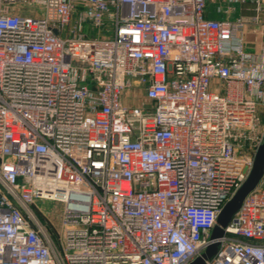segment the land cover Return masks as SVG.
I'll return each instance as SVG.
<instances>
[{
    "label": "built area",
    "instance_id": "2783aa9c",
    "mask_svg": "<svg viewBox=\"0 0 264 264\" xmlns=\"http://www.w3.org/2000/svg\"><path fill=\"white\" fill-rule=\"evenodd\" d=\"M211 1L0 0V264H264V173L212 238L264 135V0Z\"/></svg>",
    "mask_w": 264,
    "mask_h": 264
},
{
    "label": "rangeland",
    "instance_id": "374dc122",
    "mask_svg": "<svg viewBox=\"0 0 264 264\" xmlns=\"http://www.w3.org/2000/svg\"><path fill=\"white\" fill-rule=\"evenodd\" d=\"M224 2H226L224 0ZM231 4L234 7V10L231 14L232 18H235L239 15H243L246 17L248 20L251 18V16L254 15V6L256 5L255 3L252 2H231ZM251 7V8H250ZM245 8H248L247 11ZM40 13L43 12L42 8H38ZM264 22V18H262V23ZM91 28L90 24H85L84 25V31L88 32L89 29ZM112 25L109 21L105 22V25L103 26V35L104 36H109L111 31ZM254 28V29H253ZM256 26L253 25V23H249L248 25V43L249 46L255 47V49L258 47V44L255 40V35L250 33L255 30ZM105 29H109V31H106ZM256 31V30H255ZM98 32V28L95 29V33ZM256 37H261L260 33L257 32ZM264 38V37H263ZM260 40V39H259ZM254 41V42H253ZM259 42V41H258ZM260 47V46H259ZM257 48L256 50H258ZM64 204L61 202H56V201H49V200H38L34 205L32 206V209L34 213L36 214L38 221L48 230L50 233L55 236L58 230V227L60 226L61 222V217L64 211Z\"/></svg>",
    "mask_w": 264,
    "mask_h": 264
},
{
    "label": "water",
    "instance_id": "95a60500",
    "mask_svg": "<svg viewBox=\"0 0 264 264\" xmlns=\"http://www.w3.org/2000/svg\"><path fill=\"white\" fill-rule=\"evenodd\" d=\"M264 173V135L262 137L261 143L259 145L255 162L253 168L243 183V185L238 189L235 195L225 204L219 217L217 223L214 227L212 238H219L224 235L225 227L240 208L246 195L252 191L260 182ZM218 248V243L211 244L207 251L195 259L191 264H205V260L213 256Z\"/></svg>",
    "mask_w": 264,
    "mask_h": 264
},
{
    "label": "crops",
    "instance_id": "0c3cea01",
    "mask_svg": "<svg viewBox=\"0 0 264 264\" xmlns=\"http://www.w3.org/2000/svg\"><path fill=\"white\" fill-rule=\"evenodd\" d=\"M225 6H226V2H222L221 0H213V1H211L210 3H209V7H208V10H207V16L208 17H212V18H215V17H218L219 15H220V12L218 11L219 10V8H225ZM251 8V7H250ZM247 9L248 8H245V10L247 11ZM254 29V28H253ZM256 30V29H255ZM253 31V32H250V33H252V34H254L255 35V40L254 41H256L257 42V44H258V47L257 48H259V46H260V44H261V41H262V39H264L263 37V35H261L260 34V36L261 37H256V35H257V30L256 31ZM260 39V40H259ZM253 41V42H254ZM259 41V42H258ZM256 48V49H257ZM249 49H251V50H256L255 49V47H251V46H249Z\"/></svg>",
    "mask_w": 264,
    "mask_h": 264
}]
</instances>
